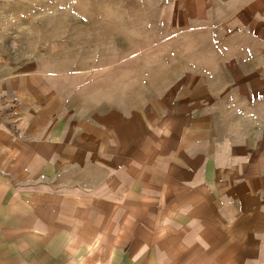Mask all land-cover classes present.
Here are the masks:
<instances>
[{"label": "crops", "instance_id": "1", "mask_svg": "<svg viewBox=\"0 0 264 264\" xmlns=\"http://www.w3.org/2000/svg\"><path fill=\"white\" fill-rule=\"evenodd\" d=\"M188 3L184 26L217 27L215 46L198 51L162 127L140 126L138 104L123 113L119 100L84 113L61 88L2 66L11 233L64 236L61 252H116L114 264L126 250L130 264H264V0Z\"/></svg>", "mask_w": 264, "mask_h": 264}, {"label": "rangeland", "instance_id": "2", "mask_svg": "<svg viewBox=\"0 0 264 264\" xmlns=\"http://www.w3.org/2000/svg\"><path fill=\"white\" fill-rule=\"evenodd\" d=\"M189 1L0 0V71L24 68L34 82L61 88L84 113L103 109L98 102L105 98L125 103L118 107L123 113L138 104L140 126L162 127L178 109V92L190 72L201 68L198 51L215 46L211 36L217 27L184 26ZM200 37L210 38L200 42ZM205 62L210 67L212 59ZM13 225L14 220L0 218V264H114L117 259L110 251L85 258L80 252L74 259L59 250L64 236L17 235L10 232ZM130 259V250L124 251L122 264Z\"/></svg>", "mask_w": 264, "mask_h": 264}]
</instances>
